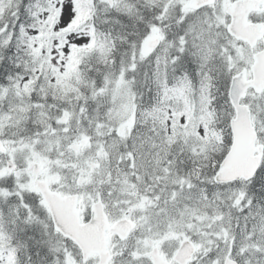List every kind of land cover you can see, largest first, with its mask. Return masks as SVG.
<instances>
[{"label":"snow or ice","instance_id":"obj_1","mask_svg":"<svg viewBox=\"0 0 264 264\" xmlns=\"http://www.w3.org/2000/svg\"><path fill=\"white\" fill-rule=\"evenodd\" d=\"M0 264H264V0H0Z\"/></svg>","mask_w":264,"mask_h":264}]
</instances>
